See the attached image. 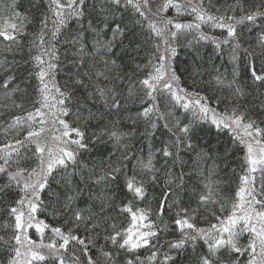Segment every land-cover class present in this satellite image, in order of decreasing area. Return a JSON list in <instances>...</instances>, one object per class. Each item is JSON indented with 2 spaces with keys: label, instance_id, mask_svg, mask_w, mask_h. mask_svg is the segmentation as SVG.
Masks as SVG:
<instances>
[{
  "label": "snow or ice",
  "instance_id": "6c2138e0",
  "mask_svg": "<svg viewBox=\"0 0 264 264\" xmlns=\"http://www.w3.org/2000/svg\"><path fill=\"white\" fill-rule=\"evenodd\" d=\"M153 3L49 0L30 42L29 75L38 81L31 93V85L16 84L13 63L0 60V109L21 112L7 122L0 144L4 264H264V0L223 9L212 0ZM10 7L0 19L6 52L20 47L27 22L15 3ZM172 9L175 16H168ZM185 15L192 20L182 22ZM72 20L78 27L69 28ZM205 25L222 36L205 33ZM256 28L255 46L244 47L245 31ZM180 38L190 50L187 80L175 63ZM202 42L217 55L228 48L230 80L215 67L203 79ZM59 72L66 73L62 83ZM202 86L226 87L229 94L209 98ZM253 86L261 102L255 116L241 103L256 95L246 91ZM213 129L227 130L242 153L230 198L213 178L217 161L230 153L221 157L199 145ZM158 134L168 138L154 147ZM144 141L146 155L137 147ZM25 154L35 167L22 164ZM121 188L131 198L117 205ZM117 208L127 227L114 223ZM202 216L207 227L198 226ZM141 249L149 254L142 258Z\"/></svg>",
  "mask_w": 264,
  "mask_h": 264
},
{
  "label": "trees",
  "instance_id": "16d2710c",
  "mask_svg": "<svg viewBox=\"0 0 264 264\" xmlns=\"http://www.w3.org/2000/svg\"><path fill=\"white\" fill-rule=\"evenodd\" d=\"M48 2L49 0H0V19H7L8 16L12 12V8L10 5L15 3L17 9L23 13L24 16L27 17V22L25 23V30L24 33H22L18 39L20 42V47L16 48L13 52H6L5 47L9 43L7 41H4L2 37H0V60H3L7 58L9 62L13 63L14 71L13 75L17 77L16 84H18L21 88H25L26 86L31 85L32 87L28 88V91L31 93L34 89V87L38 84V81L33 77L30 76L29 73L34 70V65L31 62V56L29 55L30 52V42L33 38V34L39 29L40 27V19L44 16L45 13L48 12ZM256 3L258 0H212V3L218 7V8H225L227 5H234L236 3ZM62 3H66V0H62ZM154 4V3H153ZM50 15V13H49ZM168 16H175V10H169L167 13ZM182 22H190L192 20L191 16L185 15L180 18ZM78 27L75 20L69 21V28H76ZM49 28H51V24H49ZM202 30L209 34L214 35L217 37H221V30L219 29H211L209 26L205 25L202 26ZM66 31L65 29H62V33ZM26 33V34H25ZM259 35V28L254 29L251 32L245 31L244 38L248 43L244 44V47H248V44L251 43L253 46H255L257 37ZM61 41L63 40V35L59 38ZM187 39H191V36H188ZM186 43V40L184 38H180L179 44H177V57L175 60V63L178 65L179 69L181 70V73L184 75L185 80H187V74L183 73V70L186 67H189L191 64V58H190V50L187 48L182 47ZM203 47H201V54L204 58V67L206 69V73L203 76L204 80H209L210 77L207 73L212 72L213 67L217 68L224 74V76L227 79H231L230 73L232 70V64L229 59V51L228 48L225 47L224 51L217 55L213 48L214 46L210 42H202ZM61 55L63 57L64 54V46L62 44L58 45ZM33 54H35L33 52ZM150 53L148 51H144L141 53V60L143 62H147V59L149 58ZM257 67H259V63L257 62ZM0 76H3V72L0 71ZM66 79V73L59 72L57 73V81L63 82ZM199 79V77H198ZM239 80L243 81L244 84L251 85V81L241 74L240 77H238ZM188 84H190V81H187ZM201 91L203 95L208 96L209 98L212 97H220L223 98L229 94V90L225 87L223 89L221 88H209L207 86H202L198 89ZM246 91L254 92L256 95H248L241 99V103L244 104L246 107H248L253 115H257L261 112V102L259 99L256 98L258 96L259 90H255L254 86L253 88H248ZM3 103V93L0 92V104ZM210 106L215 107L218 110H223L224 104L217 105L215 99H210ZM26 108L30 109L31 105L26 104ZM13 115H21V112L19 110H13L9 109L8 111H4L0 109V144H2L6 137L4 134V130L7 126V122L11 120V117ZM183 112L181 111V119H183ZM264 118V117H261ZM207 127V126H205ZM20 138H23V133L20 134ZM167 135H164L161 137L159 134L156 137V143L154 147H160L159 141L161 139L167 140ZM8 139H11V136L8 137ZM148 141H144L141 144L137 145V147H142L144 149L145 155L148 151ZM199 145L201 147H204L206 149H211L214 154L218 153L221 157H224L225 151L227 150L230 155H228L227 159H221L218 160V167L215 169V175L214 179L217 182L218 191L222 193V195L225 198H230L234 195L235 190L237 189V185L239 183V175H241V170L239 167L240 158L242 153L235 151V145L231 142V136L230 134H227V130H225V133L217 134L216 131L213 129V131L209 134L203 135L201 140L199 141ZM23 151V150H21ZM195 155V154H193ZM28 154H25V159L22 161V164H31L32 167H35V164L32 163V161L27 159ZM187 159V157H185ZM185 171H188V169H185ZM121 183L123 181L121 180ZM194 183L200 184L199 179L195 180ZM200 188H203V185L200 184ZM199 189H192L193 192L198 191ZM159 188L152 190V195H155L158 193ZM125 192L126 190L121 188L117 192V199L116 204L120 205L121 200H125V203L128 202V199L131 198V193H127V199L125 198ZM152 206L155 207V202L151 201ZM138 206L143 207V204H139ZM218 207V205H217ZM119 212V208H117V211L112 213L116 219L114 220V223L117 225V227H120L121 224H123V227H127L128 223L124 222V216L123 215H117ZM207 220L214 223L216 222L213 217L210 215L207 216ZM130 221V216H129ZM49 222L56 226L59 221L55 219H49ZM6 223L5 219L0 218V224ZM198 226L200 227H207L208 224L206 223L205 217H201L198 220ZM5 233L0 230V235H4ZM33 235V238L35 239L34 233H30ZM169 239H174L175 236H169ZM141 257L147 256L149 253L145 252L143 249L140 251ZM0 264H4L3 259V253L0 252Z\"/></svg>",
  "mask_w": 264,
  "mask_h": 264
},
{
  "label": "rangeland",
  "instance_id": "374dc122",
  "mask_svg": "<svg viewBox=\"0 0 264 264\" xmlns=\"http://www.w3.org/2000/svg\"><path fill=\"white\" fill-rule=\"evenodd\" d=\"M160 3V0H154L153 7H155L156 4Z\"/></svg>",
  "mask_w": 264,
  "mask_h": 264
}]
</instances>
